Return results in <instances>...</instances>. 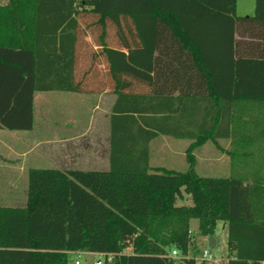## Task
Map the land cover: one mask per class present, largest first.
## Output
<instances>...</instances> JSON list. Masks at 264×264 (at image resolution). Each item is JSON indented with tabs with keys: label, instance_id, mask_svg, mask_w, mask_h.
<instances>
[{
	"label": "trees",
	"instance_id": "16d2710c",
	"mask_svg": "<svg viewBox=\"0 0 264 264\" xmlns=\"http://www.w3.org/2000/svg\"><path fill=\"white\" fill-rule=\"evenodd\" d=\"M110 25L117 48L105 42ZM91 27L100 51L81 84ZM98 57L107 70L101 87L90 77ZM105 90L115 96L108 172L31 170L25 207H0V264H67L74 252L105 253L103 264H197L192 219L202 237L226 226L224 264H263L264 147L253 144L264 143V123L236 110L243 101L264 105V0H254L250 17L236 15V0L0 5V130L32 128L36 92ZM158 136L191 142L185 172L150 167ZM208 139L232 142L225 178L196 173L192 151ZM185 198L191 204L178 206Z\"/></svg>",
	"mask_w": 264,
	"mask_h": 264
},
{
	"label": "crops",
	"instance_id": "0c3cea01",
	"mask_svg": "<svg viewBox=\"0 0 264 264\" xmlns=\"http://www.w3.org/2000/svg\"><path fill=\"white\" fill-rule=\"evenodd\" d=\"M240 8L236 0V15L252 16L254 12V7L244 9L245 12H240ZM81 75L80 61L79 82L82 84ZM94 82L91 85L101 87L103 84L102 81ZM114 100L115 96L109 90L99 94L34 93L32 128L28 131L7 130L8 133L0 130V207H25L31 170H53L65 175L107 173L110 165L109 120ZM150 146L151 143L149 165L153 167V147ZM179 151L183 157L184 150ZM85 254L95 256L96 253Z\"/></svg>",
	"mask_w": 264,
	"mask_h": 264
},
{
	"label": "rangeland",
	"instance_id": "374dc122",
	"mask_svg": "<svg viewBox=\"0 0 264 264\" xmlns=\"http://www.w3.org/2000/svg\"><path fill=\"white\" fill-rule=\"evenodd\" d=\"M7 0H0L1 4H6ZM240 3V12L254 7V0H238ZM239 9V8H238ZM245 9V10H244ZM254 12L252 13V15ZM238 16V15H237ZM251 15H243L242 17H250ZM240 17V16H239ZM93 18H86L85 22L92 23ZM84 25V24H83ZM100 35V30L98 27H91L85 30L82 52L80 54V60L82 62V70H85L90 65L89 56L93 53H98L100 50L97 48V43ZM115 34V29L113 26L107 28V35L105 37V42L108 46L117 48L119 43L117 41ZM99 61V62H98ZM100 63V64H99ZM90 77L94 79L95 82L106 81V66L104 65V60L102 57H98V60L92 63ZM94 82V83H95ZM237 116L242 117L245 120L250 121L251 123H258L262 125L264 123V105H255L248 102H241L237 104ZM8 133L7 130H5ZM238 134V133H237ZM255 137L253 138V140ZM260 144H253V147H264L263 142ZM191 144L187 140H176L168 137L157 138L151 142L153 147L152 156L153 160L151 166L153 167H162L168 170H174L176 172H185L187 170V163L185 161V151L187 147ZM192 151V154L195 158V169L196 173L202 177H222L225 178L230 174L229 171V157L225 155L226 151L230 150L232 142L227 140H211L208 139L202 144L196 146ZM252 147V146H249ZM184 150V156L180 155V151ZM4 185V184H3ZM7 187V185H4ZM185 201H178L177 205H190L191 202L188 198H185ZM197 221L190 220L189 222V231L193 236L194 242V251L191 253L197 264H208L201 262L200 256L204 250H209L212 255L216 256L222 264H224L225 258V247L227 243V229L222 222H217L213 234L211 236H199L197 234ZM213 238L216 242L214 249L208 248V239ZM180 258H175L174 261H179ZM75 261L78 264H95L97 261L103 263L102 256H92L89 254L76 255L72 254L68 257L67 264H75Z\"/></svg>",
	"mask_w": 264,
	"mask_h": 264
},
{
	"label": "built area",
	"instance_id": "2783aa9c",
	"mask_svg": "<svg viewBox=\"0 0 264 264\" xmlns=\"http://www.w3.org/2000/svg\"><path fill=\"white\" fill-rule=\"evenodd\" d=\"M86 252H74L72 254H76V255H81V254H85ZM98 255V256H102L103 257V263H104V257L106 256L107 257V261H110V256L109 255H105V253H99V254H95V256ZM171 257L173 259L175 258H180L177 251H172L171 252ZM201 262H205V263H208V264H222L221 261L214 255L211 254V252L209 250H204L202 253H201V256H200V259H199ZM99 261H97L95 264H103ZM75 264H78L77 261H75ZM264 264V263H263Z\"/></svg>",
	"mask_w": 264,
	"mask_h": 264
},
{
	"label": "water",
	"instance_id": "95a60500",
	"mask_svg": "<svg viewBox=\"0 0 264 264\" xmlns=\"http://www.w3.org/2000/svg\"><path fill=\"white\" fill-rule=\"evenodd\" d=\"M215 245H216L215 240L213 238H209L208 239V248L212 250V249H214Z\"/></svg>",
	"mask_w": 264,
	"mask_h": 264
}]
</instances>
